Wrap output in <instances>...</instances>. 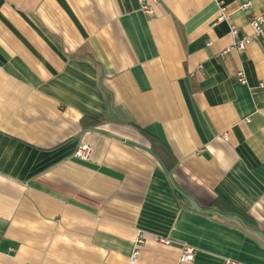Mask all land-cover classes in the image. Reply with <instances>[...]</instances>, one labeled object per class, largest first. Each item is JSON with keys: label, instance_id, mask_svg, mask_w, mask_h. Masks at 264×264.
<instances>
[{"label": "crops", "instance_id": "obj_1", "mask_svg": "<svg viewBox=\"0 0 264 264\" xmlns=\"http://www.w3.org/2000/svg\"><path fill=\"white\" fill-rule=\"evenodd\" d=\"M223 2L251 34L264 0ZM218 15L0 0V264H130L140 232L136 264H264V44Z\"/></svg>", "mask_w": 264, "mask_h": 264}, {"label": "built area", "instance_id": "obj_2", "mask_svg": "<svg viewBox=\"0 0 264 264\" xmlns=\"http://www.w3.org/2000/svg\"><path fill=\"white\" fill-rule=\"evenodd\" d=\"M141 9L143 12H145L149 17H155L156 15V4L159 0H139ZM219 7V15L217 17L216 22H222L227 21L230 25V34L234 38V45L232 48L238 49V50H244L248 45L260 41L264 44V11L255 13L251 20L250 25L253 28V32L251 34L244 33L240 35L239 28L231 22V13L228 9V6L224 4L223 0H215ZM249 4H245L244 8H248ZM227 51H224L225 54ZM238 81L241 83H246V77L242 71H239L237 73ZM226 136V135H225ZM91 153V146L87 143H84L79 146L77 149L75 156L82 158V159H88L90 157ZM158 241L160 243H163L165 245H170L174 243V240L168 237L159 236L157 237ZM145 243V234L143 232H140L136 241L135 246L132 252V255L130 257V264H136L141 246ZM196 256V250L193 246L188 244H182V252L180 256V261L183 263L192 262L195 259ZM26 264H33V263H26ZM225 264H244L240 261L234 260V259H227Z\"/></svg>", "mask_w": 264, "mask_h": 264}, {"label": "trees", "instance_id": "obj_3", "mask_svg": "<svg viewBox=\"0 0 264 264\" xmlns=\"http://www.w3.org/2000/svg\"><path fill=\"white\" fill-rule=\"evenodd\" d=\"M88 121V122H87ZM100 121H96V120H93V119H82V123L84 124V127L85 126H94V125H97Z\"/></svg>", "mask_w": 264, "mask_h": 264}]
</instances>
